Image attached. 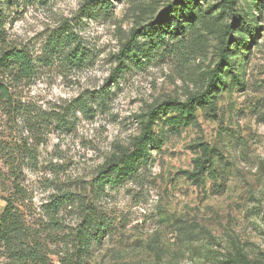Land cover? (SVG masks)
<instances>
[{
	"label": "rangeland",
	"instance_id": "rangeland-1",
	"mask_svg": "<svg viewBox=\"0 0 264 264\" xmlns=\"http://www.w3.org/2000/svg\"><path fill=\"white\" fill-rule=\"evenodd\" d=\"M233 1L232 9L227 0H191L189 11L184 0H0L5 50L35 61L30 77L15 80L0 66V82L23 107L14 111L0 95V147L29 146L13 176L3 168L0 217L15 181L53 263L93 212L108 233L87 264H264V0ZM171 7L183 33L172 13L157 20ZM64 28L84 64L47 53ZM226 47L216 112L169 107L156 119L147 164L98 194L96 178L138 143L151 109L200 95ZM81 101L93 111L77 110ZM45 114L50 126H30ZM61 116L73 123L58 128ZM63 194L72 204L56 228L47 206Z\"/></svg>",
	"mask_w": 264,
	"mask_h": 264
},
{
	"label": "trees",
	"instance_id": "trees-1",
	"mask_svg": "<svg viewBox=\"0 0 264 264\" xmlns=\"http://www.w3.org/2000/svg\"><path fill=\"white\" fill-rule=\"evenodd\" d=\"M189 11L193 10L191 0H184ZM230 7L234 8V1L227 0ZM104 8L106 5H103ZM162 12L157 20L163 25V21L172 13L177 21L178 31L184 32V25L181 21V14L177 7H171ZM94 7L90 4L87 7L88 12H92ZM162 33V32H161ZM152 39L155 38L152 30L147 32ZM160 34V33H159ZM164 34V33H163ZM155 41V39H154ZM6 30L5 23L0 17V66L6 74L12 79L28 78L34 73L35 61L27 51H19L17 49L5 50ZM134 44V42H133ZM80 42L71 30L62 29L49 43L47 53L51 57L66 56L65 60L71 65H82L85 63V56L80 49ZM229 50L224 48L220 53V60L210 72L207 85L204 91L198 95L191 97L185 102L169 101L158 105L151 109L148 114L145 131L140 137L138 143L132 150L123 153L116 159L110 169L103 170L95 180V190L98 194L107 186H115L121 184L139 173V168L146 165L149 159L150 144L154 143L155 123L159 115L166 112L169 107H173L179 113L189 114L194 110L196 104L207 106L212 112H216L215 98L223 85V72L230 64ZM63 55V56H64ZM116 72H119L118 70ZM1 81V75H0ZM6 85L0 82V95L7 105L13 110L19 107L11 97V94ZM100 99L103 97L100 95ZM77 106V107H76ZM75 108L80 112L89 114L93 111L92 105L88 101L77 102ZM23 108V107H19ZM74 108V109H75ZM75 109V110H76ZM51 118L48 114L42 115L40 121H34V125L44 126L47 122L51 125ZM37 122V123H36ZM73 123L65 116L59 117L56 120L58 128H68V125ZM42 127H38L41 131ZM34 128L31 129L33 132ZM30 138H28L29 140ZM28 142L6 144L0 147V184H5L9 179L3 172V168H9L10 177L16 173L17 167L21 164L17 159L20 154L28 149ZM2 168V169H1ZM12 169V171H11ZM8 178V179H7ZM12 190L4 197L6 207L0 217V264H56L50 259V252L47 248L46 238L43 237L44 227L36 226L28 220L26 216V199L22 195L20 186L14 181L11 184ZM71 195L63 194L53 197L48 203V212L51 213L49 220L50 226L59 228L57 219L60 209L64 206H71ZM45 226V225H44ZM108 233L106 225L99 222L97 216L93 212L84 213V221L79 225V228L74 235L70 246L72 249L60 259L59 264H87V258L91 253L94 244H100L104 236ZM69 244L68 242H66ZM66 244V247L69 246ZM3 260V261H2Z\"/></svg>",
	"mask_w": 264,
	"mask_h": 264
}]
</instances>
